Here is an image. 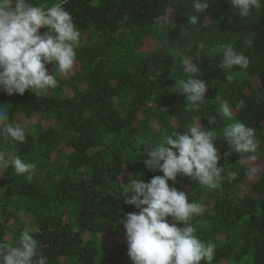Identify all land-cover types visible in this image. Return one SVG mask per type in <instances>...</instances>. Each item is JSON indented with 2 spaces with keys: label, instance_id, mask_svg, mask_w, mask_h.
Segmentation results:
<instances>
[{
  "label": "trees",
  "instance_id": "16d2710c",
  "mask_svg": "<svg viewBox=\"0 0 264 264\" xmlns=\"http://www.w3.org/2000/svg\"><path fill=\"white\" fill-rule=\"evenodd\" d=\"M30 2L48 7L56 0ZM63 6L81 32L73 69L61 74L47 65L58 84L46 94L9 96L0 89L9 121L26 129L24 143L0 139V149L37 163L31 182L11 167L0 173V242L17 246L20 233L34 227L49 264H132L121 221L139 210L124 203L121 183L162 175L143 163L141 142L183 133L200 118L202 127L219 133L214 143L224 179L208 189L177 177L174 186L202 205L190 223L202 241L216 244L211 264H264V7L241 18L229 0H210L207 17L191 25V0H67ZM225 45L249 58L246 70L220 67ZM186 55L196 58L197 76L208 86L198 106L176 87L185 78ZM225 100L234 109L245 103L234 119L256 128L255 162L224 155L230 147L222 129L231 122L219 113ZM250 166L260 169L254 178L247 176Z\"/></svg>",
  "mask_w": 264,
  "mask_h": 264
},
{
  "label": "clouds",
  "instance_id": "9594fccd",
  "mask_svg": "<svg viewBox=\"0 0 264 264\" xmlns=\"http://www.w3.org/2000/svg\"><path fill=\"white\" fill-rule=\"evenodd\" d=\"M66 2L56 0L45 7L30 0H0V89L7 95H23L26 91L46 94L58 84L55 71L49 74L47 65H54L61 74L73 69L81 32L63 6ZM191 2L193 14L188 23L197 25L201 15L207 17L210 0ZM229 3L241 18L264 7V0H229ZM41 29L47 31L41 34ZM245 43L251 46L252 39ZM195 59L187 55L182 58L185 78L176 82V87L187 102L198 106L204 102L208 86L197 76L202 72ZM249 64V58L232 45L222 47V69L239 67L246 70ZM226 73L227 80H231L232 76ZM244 107V101H240L234 109L227 100L219 106L221 116L231 121L222 129L223 140L230 147V152L224 155L235 153L255 162L261 148L256 128L234 119L235 112ZM207 119L210 125L216 122V117ZM217 137L220 136L214 128L202 127L201 119L196 118L183 133L165 132L155 144L141 142L140 149L147 146L143 155L148 158L143 163L149 171H159L162 175H156L148 182L129 178L127 183H121L126 193L122 196L124 203L139 210L128 213L121 221L132 264H211L216 244L202 241L190 223L194 215L202 213V205L189 202L185 191L174 185L178 176H184L208 189L219 186L224 179V167L218 164L221 157L214 143ZM8 138L22 144L26 141V129L19 123L10 122L7 111L0 107V139ZM9 167L31 182L37 163L24 161L16 154L0 149V173ZM259 170L257 166H250L247 176L254 178ZM235 176L236 173H229V181ZM169 217L172 223H169ZM35 231L34 227L25 228L17 246L0 242V264H49L33 236Z\"/></svg>",
  "mask_w": 264,
  "mask_h": 264
},
{
  "label": "rangeland",
  "instance_id": "374dc122",
  "mask_svg": "<svg viewBox=\"0 0 264 264\" xmlns=\"http://www.w3.org/2000/svg\"><path fill=\"white\" fill-rule=\"evenodd\" d=\"M20 121L23 122V123H22L23 125H27V124H28V122H27V121L25 122L22 118H20ZM263 161H264V160H262V162H260V164H261V165H259L260 168H262V166H264V162H263Z\"/></svg>",
  "mask_w": 264,
  "mask_h": 264
}]
</instances>
